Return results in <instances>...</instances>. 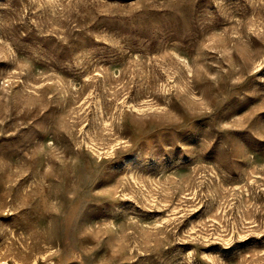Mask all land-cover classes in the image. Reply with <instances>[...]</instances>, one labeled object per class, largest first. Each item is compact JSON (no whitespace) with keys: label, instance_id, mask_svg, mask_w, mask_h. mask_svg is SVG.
<instances>
[{"label":"rangeland","instance_id":"374dc122","mask_svg":"<svg viewBox=\"0 0 264 264\" xmlns=\"http://www.w3.org/2000/svg\"><path fill=\"white\" fill-rule=\"evenodd\" d=\"M0 264H264V0H0Z\"/></svg>","mask_w":264,"mask_h":264}]
</instances>
